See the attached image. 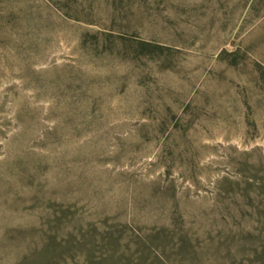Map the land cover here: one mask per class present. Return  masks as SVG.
I'll list each match as a JSON object with an SVG mask.
<instances>
[{
	"label": "rangeland",
	"instance_id": "1",
	"mask_svg": "<svg viewBox=\"0 0 264 264\" xmlns=\"http://www.w3.org/2000/svg\"><path fill=\"white\" fill-rule=\"evenodd\" d=\"M237 47L264 65V0H0V264H264ZM183 142L195 167L168 166Z\"/></svg>",
	"mask_w": 264,
	"mask_h": 264
},
{
	"label": "trees",
	"instance_id": "2",
	"mask_svg": "<svg viewBox=\"0 0 264 264\" xmlns=\"http://www.w3.org/2000/svg\"><path fill=\"white\" fill-rule=\"evenodd\" d=\"M109 40H110V37H107V39L104 40V42L109 41ZM118 42L124 43L125 41L120 40ZM138 45L146 49L148 48L149 50L159 49L153 46L152 43L143 42V41H140ZM218 57L220 60H225L230 65H235V66L242 65L246 67L249 64L252 69V74L255 75L256 79H258L260 82H263L264 84V65H262V63H260L259 61H252V62L249 61L248 62L247 56L245 55V53H242L239 47L235 48L232 51L222 50L219 53ZM185 133L186 132H184L183 134L185 135ZM134 134H135V138H139L138 132ZM178 138L182 139L183 138L182 134H179ZM137 147H138L137 144H133V146L132 145L130 146V149L131 151L132 150L135 151ZM198 148L199 147H197V145H194L193 143H189V144L186 142H183L181 144L180 143H174V144L165 143L164 145H162L160 153L163 154V156H165V158L168 160L167 161L169 162L167 163L168 166H174L178 164L177 163L178 161H181V162H187L190 165H192V167H195L196 156L199 153ZM49 231L50 230L46 231L47 237L50 234Z\"/></svg>",
	"mask_w": 264,
	"mask_h": 264
}]
</instances>
